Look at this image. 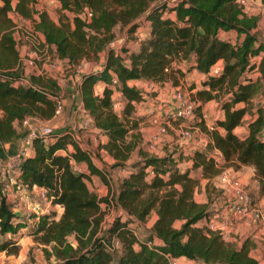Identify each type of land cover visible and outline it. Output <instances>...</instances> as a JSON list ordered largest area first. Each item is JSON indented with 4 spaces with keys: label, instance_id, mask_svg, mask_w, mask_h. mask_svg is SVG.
<instances>
[{
    "label": "trees",
    "instance_id": "1",
    "mask_svg": "<svg viewBox=\"0 0 264 264\" xmlns=\"http://www.w3.org/2000/svg\"><path fill=\"white\" fill-rule=\"evenodd\" d=\"M56 2L59 17L54 21L46 11L35 9L34 0H0V142L16 137L14 122L54 116L59 92L55 78L30 76L28 85L20 83L22 68L9 15L26 20L36 15L34 30L68 67L106 53L100 73L81 77L82 109L107 137L103 148L115 161L112 167L127 173L112 198L119 214L104 227L99 205L109 201L90 191L87 181L92 176L106 181L89 152L67 131L32 137L33 154L20 163L18 180L21 187L43 188L52 204L62 207L57 220L52 210L39 215L32 231L40 244L50 248L55 264H111L113 240L120 249L117 264H169L177 258L202 264H264V257L260 263L251 256L255 245L249 238L225 241L219 232L200 226L210 219L211 202L194 200L200 179L216 180L224 169L245 165L253 167L264 194V142L259 139L264 134V110L252 105L261 85L264 87V43L253 33L257 18L245 17L237 0H180L171 6L159 0ZM84 8L92 14L88 22L80 17ZM167 12L173 16H166ZM144 23L149 36L125 59L109 47L115 40V28L133 35ZM230 32L235 33L234 41L227 37ZM182 62L189 74L202 78L201 88L191 94L197 119L203 104L216 101L219 105L213 129H202L209 136L208 142L203 149L193 151L191 166L183 170L173 154L158 157L138 148L137 133L125 139L136 128L135 122L128 121L135 104L145 98L141 89L128 83L172 82L178 86L187 72L172 64ZM215 64L222 69L216 77L209 75ZM98 84H103L100 94L95 93ZM114 92L123 99L120 116L112 110ZM246 115L249 118L244 122ZM240 125L246 126L245 135L234 133ZM135 151L139 161L128 165ZM218 155L220 163L215 161ZM81 163L86 171H74L73 164ZM197 170L200 178L191 176ZM148 171L152 172L150 177ZM152 212L157 218L149 237L139 241L129 226L144 221ZM176 222L181 223L178 229ZM24 227L0 181V235H11L0 244V252L14 249V235ZM68 236H74L75 247L66 244ZM44 253L49 257L46 249Z\"/></svg>",
    "mask_w": 264,
    "mask_h": 264
},
{
    "label": "rangeland",
    "instance_id": "2",
    "mask_svg": "<svg viewBox=\"0 0 264 264\" xmlns=\"http://www.w3.org/2000/svg\"><path fill=\"white\" fill-rule=\"evenodd\" d=\"M159 1L167 3L168 6H171L176 1H180V0H159ZM37 8H38V11H48L47 14L51 20L56 21L59 17V12H58L57 8H52V5H50V3H41L40 2L38 4ZM242 10L244 12L245 17L257 18L256 28L253 30V33L257 36L259 42L264 43V3H262L261 0H247V2H245V8H242ZM165 15L169 16L170 14L167 12ZM35 17L37 18V16H35ZM13 25H14L13 29H12L13 37H14V40L16 43V49L19 53V62H20L21 68H22V75L32 76V73H33L32 68L33 67L40 69L43 64L47 66L48 61L53 60V56H52L53 50L48 49L46 52L41 51V46H37L36 45L37 43L33 39L30 40L31 37L29 36V34H30L29 30H33L32 32L34 34L35 33L38 34V32H36L34 30L35 25H34L33 21L26 20L23 22V21H18L16 19H14ZM114 34H115V40L113 41V43H111L109 45V47L115 53H117L120 57L125 59L126 56H128V53L139 48V45H140V43L138 42V37H139L138 35L139 34L137 36L134 34L126 36L125 32L120 31L119 28H115ZM227 37L231 41H234V39H235L234 35L233 36H227ZM43 39H44V37H43ZM35 40L39 41L36 38H35ZM34 50H35V56H34V54H31V52ZM105 59H106V53L104 52V53L100 54L98 59H92L91 58L88 60H82L77 66H72V67L62 66L59 68L57 73L53 74L52 77L55 78L56 82L58 81V83L61 85L62 88L67 87L68 82H71V84H73V87H74V86L78 85L76 83V76L79 75L80 73H100L102 68H103L102 65L104 64ZM29 61H31V63H32L31 66L28 64ZM174 64L177 65V63L172 64V66L174 68H176ZM182 69H183V71L187 72L186 71V69H187L186 64L184 67L182 66ZM44 71L47 72V69ZM201 82H202L201 77H197V75L195 73L189 74L187 72L186 78L184 80L179 79L178 80V86H175V87L180 88V90L182 92L189 94V96L191 97V94L196 91L195 88L190 91L191 85H193L194 87L196 85L198 88H201V85H200ZM138 89H141V91L143 92V89L148 90V86L140 85V88H138ZM174 90H173V88L172 89L169 88L167 95H170V96L174 95V92H173ZM156 93L157 92H155V94ZM143 94L145 95V97H149V95L154 94V92L144 91ZM114 102L118 104V101L116 99L114 100ZM149 102H150V99H149ZM157 102L160 104V106L158 108V109H161L160 112H162L165 109V111L162 114H160L161 116H156V111L151 112L152 110H150V109L148 110V104L144 105L145 101H143V102H139V103L135 104V108L137 109L138 112L140 111V114L138 116L132 115L128 120L129 122H135L136 124L139 123L140 126L138 127V130H136V131H132V130H131L132 132L129 131L131 134L128 133V135L126 136L125 139L128 141V140H130L129 138L132 134L137 133L138 134V136H137L138 146L144 150H146V147L148 146L147 131L145 130L146 125L144 123L147 124L149 119H160L159 117H163L164 120L169 119V115L171 113L170 109H169L170 105L167 104V102H160V101H157ZM252 105L255 107H260L264 110V87L262 85H261L258 93L256 94V96L253 98ZM218 106L219 105L216 101H211V102H208V103L202 105L203 113L206 114V125H208V127L205 126V123H200V122L188 123V122H181L180 121V124L184 123V126L182 128L186 129L187 131H189V133L192 134L191 139L193 137L197 138L194 136V133H193L194 128L198 127V129H200V132H203V133H205V131L202 130L203 128H205L206 130H208V132H210V129H209L210 125L215 122V119L219 115ZM121 107H122V104L121 105L118 104L117 110L114 111V113H116L118 116H120ZM143 110H145V111H143ZM64 112H65V109H64ZM30 118L33 119L35 117H30ZM248 118H249V115H246L244 117L243 121L245 122ZM62 119H65V117ZM41 121H42L41 119H39L38 122H36L35 120H31L29 125L31 126L32 129H40V128L42 129V127H44V126H43ZM67 122H64V123H66V126H62L60 128H63L62 131H64V132L67 131L70 133V131L67 130V128L71 127V125ZM56 123H58V121ZM53 125L57 126V124L51 123V124H48V126H46V127H49L53 130L54 129ZM58 125H60V124H58ZM241 126H243V125H240L239 127H241ZM139 129H141V131H139ZM53 131H55V130H53ZM240 131L241 130L238 129V134L243 135ZM166 133L170 134L171 132H169V130L168 131L166 130ZM177 136H178V138L182 139V136L180 134H178ZM70 138L72 139L71 135H70ZM72 140H74V142L76 141L74 138ZM86 144H88L87 146L90 147V143H88V141H86ZM96 145L97 146H94L92 148L88 147L90 149L89 157H90V160L91 159L94 160V162L98 165L97 167H99V169H101L103 171L106 182L101 181L99 177L95 176L99 179L97 182L98 184L96 185L95 189L92 188V185L89 183L90 181H87V185H88V187H90L92 190L95 191L94 193L97 195L98 198H106L107 197V200L109 201L108 203L102 202L99 205L102 217L104 219L102 225L104 227H106L119 214L118 209L113 204L112 198L115 196L116 186L118 185L119 181L122 178L121 177L122 170L123 171H125V170L122 168H118V167L114 168V167H112L113 163L110 164V163H108L107 160H103V158L106 154L104 155V153H100L101 148H100L98 143ZM68 149L71 150L70 145H69ZM134 153H136V152H134ZM136 155H137V153H136ZM183 158H185V157H183ZM138 161H139V156L137 155L130 160V163L128 165L135 164ZM179 163H181L180 164L181 166L184 165V162L181 161V159L178 161V164ZM241 167H243V166H241ZM241 167L238 169H234L233 167L232 168L229 167V168H226L224 170H231V171L235 172V175L240 178L242 184L244 185V187L246 188L247 191H248L247 188H254L251 186H256L255 187L256 189L254 188L253 190L248 191V193H249L250 198L254 202H257V203L261 202L259 205H260L261 209L264 211V194L261 193L260 186H259L257 179L255 178L254 171L252 172V170H251V169H253V167L249 166V165H245L244 166L245 169H241ZM183 169H185V168L181 167V170H183ZM198 171H200V170H198ZM191 176L200 178L198 172H196V171H192ZM243 176L245 177V179H247L249 181V184L245 185L243 183V181H244ZM14 178H15V176H14ZM14 186H17V184H14ZM99 186L102 187L103 192L101 191V188H99ZM104 186H106L107 188ZM229 196H230L229 191H226L224 187H222L220 184H218L216 182V180L207 181L206 179H200V186L194 194V200L196 202H202V201L205 202L209 199V201L211 202V205H210L211 206L210 207L211 213L219 215V213L222 212V210H226V205H227V201L229 199ZM51 209L49 211H51ZM49 211H48V213H49ZM55 215H56V210H54V219L57 220L59 218V216L56 219ZM148 219H149V217L147 219H145L144 221H139V222L133 223L129 226L133 230L135 237L139 241H145L149 237V233L151 231L152 226L149 227ZM242 220H244V219H242ZM37 221H38V219H37ZM229 221H230V219H229ZM25 223H27V221H25ZM207 223H208L207 221H202L200 223V226L205 227L206 225H208ZM180 224H181L180 222H176L174 224V227L176 229H178L180 227ZM249 225H251L250 230L248 232H245V233H242L239 235L238 233L233 234L232 231L229 230V228H230L229 225H223V224L220 225V223L218 224L219 227H223V229H224L223 231L226 234V236H224V237H226L225 241L235 242L236 239L238 241V239L249 238L255 245L254 248L251 250V256L253 258H255L256 260H258L260 263H262L263 257H264V221H260V222L259 221H257V222L249 221ZM34 228H35V224L33 226H31V224H26V229L22 233L23 234H27L28 232L32 233ZM226 231H228V232H226ZM16 237H17V234L14 236V238L17 239ZM7 239H8V237H6L4 235H0V244L3 243ZM66 244H68L70 246L71 245L76 246L77 244H76V240H75L74 236H68L66 238ZM44 249H46V251H48L49 257H47V255L44 253ZM0 253H2V255L0 257H1V260L4 261L3 262L4 264H37V263H39V264H55L56 263V259L52 255V251L50 250V248L48 246L45 247L42 244H40L37 241L35 236L29 237V238H24L23 241L20 243H19V239H17L15 247L13 250H10L9 252L1 251ZM111 253H112L113 258H114L113 263H111V264H116L117 258L120 255V249L117 251L116 250L112 251ZM37 261H39V262H37ZM176 264H181V263L176 262ZM190 264H202V263L192 261V262H190Z\"/></svg>",
    "mask_w": 264,
    "mask_h": 264
},
{
    "label": "crops",
    "instance_id": "3",
    "mask_svg": "<svg viewBox=\"0 0 264 264\" xmlns=\"http://www.w3.org/2000/svg\"><path fill=\"white\" fill-rule=\"evenodd\" d=\"M50 5H52V8H58V3L55 1L53 3H50ZM48 12V11H46ZM169 16H173V14H170ZM139 34V35H138ZM127 36V34H125ZM134 35H138L139 38L141 40H144L145 38H147L149 36V28L147 26V24H143V26L139 27ZM235 36V33L230 32L228 33L227 36ZM139 42V41H138ZM140 43V42H139ZM138 49V48H137ZM136 49V50H137ZM52 50L55 54V50L52 47ZM134 50V51H136ZM117 54V53H116ZM175 65V64H174ZM182 66H185V63H177V65H175L176 68L182 69ZM183 70V69H182ZM194 72H192L193 74ZM83 74H87V73H80L79 75L76 76V83L78 85L73 87V84H71V82H68V86L65 88H62L61 85L58 83L59 85V92H58V98L60 103L62 104V111L59 115L57 116H53L52 118L45 120V119H41L42 124L44 127L48 126V124L51 123H55L56 125H53L55 130L54 132H61L63 130V128H60L62 126H66L67 122L71 125V127H68L67 130L70 131V135L72 136V139L74 138L76 141V144L84 150H87L88 152H90L89 148H92L94 146H97L96 144L98 143L100 146V153H104V158L103 160H107L108 163L112 164L114 163V159L108 155V153L104 150L103 145L106 143L107 141V137L104 136L102 133L99 132V130H97L92 123V120L90 119V117L88 116V114L86 112H84V110L82 109V103H81V94H80V82H81V77ZM200 77V76H197ZM102 85V86H101ZM128 85H133L137 88H140V85H145L148 86V90L143 89V92H154V94H150L149 97H145L144 101L145 104H148V110H152L151 112H155L156 111V116H161L160 114H162L165 109L161 111V109H158L160 104L157 101L160 102H167V104L170 105L169 109L170 112L173 109V95H167L168 89L169 88H173L176 89L177 87L173 86L171 82H166L162 85L160 84H156V83H152L149 81H133V82H129ZM103 89V84H98L95 87V93L96 94H100L101 91ZM195 89L198 90L199 88L195 85ZM151 90V91H150ZM155 92H157L155 94ZM174 92V91H173ZM118 101V104H122V97L119 93H113L112 94V100L114 102V100ZM150 99V102H149ZM143 102V101H142ZM263 103V102H262ZM143 104V103H142ZM161 108V107H160ZM65 109V112H64ZM145 111V110H143ZM201 111L203 112V108H201ZM64 112V113H63ZM140 114V111L138 112L137 109L135 108L133 115L134 116H138ZM65 119H62L64 118ZM160 119H157V123L155 124L153 121V119H149L147 124L144 123L146 125L145 130L147 131V140H148V146L146 147V150L142 149L143 151H146L148 153V155H155L158 157H162V156H166L168 154H173V156L175 157L176 160H180L184 162V165H180L181 163L178 164V167H183V168H189L191 166V160H190V156L193 153L194 150L196 149H203L205 144L208 142L209 140V136L206 133L200 132V129L194 128V136L197 138H192L191 140H186V139H181L178 138V134H180L181 129H182V125L180 124V121H176V120H172L169 122H165V120L163 119V117H159ZM31 120H35L36 122L39 121V118H29V123ZM62 120V121H61ZM58 121V123H56ZM26 126L24 125L22 122L18 123V122H14L13 126L16 129V137L7 143H1L0 142V172L2 169L8 167V166H12V169L9 170V176H15L16 179H18V167L20 165V163L22 162V160L25 157H29L33 154L32 152V147L31 144L29 142V132L32 130L31 126L29 125ZM161 123H166V129L167 131L169 130V132H171L170 134L168 133H164V134H160L158 132V128L159 125H161ZM60 124V125H58ZM164 125V124H163ZM140 126L139 123L136 124V128L132 131H136L138 130V127ZM59 127V128H58ZM238 129L241 130L240 132L245 135L247 133V129L246 126L243 125L241 127H236L234 129V133L238 134ZM130 130V132H132ZM139 131H141V129H139ZM129 132V133H130ZM131 134V133H130ZM129 134V135H130ZM130 139V138H129ZM86 141H88V143H90V147L87 146L88 144H86ZM184 146H183V145ZM67 147H69V145H67ZM89 147V148H88ZM138 148H140L138 146ZM141 149V148H140ZM70 150V149H68ZM137 153V151H135ZM136 153H133L132 156L130 157V159L127 161V164L130 163V160L132 158H134L136 155ZM185 157V158H183ZM92 163L95 166H98L94 160H92ZM78 167L81 171H86V165L84 163L78 164ZM241 169H245V167H241ZM252 172L254 171L253 169H251ZM198 172L199 176H200V171H196ZM126 171L122 170V175L121 177L126 175ZM192 174V172H191ZM253 175V174H252ZM198 176V175H197ZM254 176V175H253ZM98 178L95 176H92L90 178V184L92 185V188L95 189L96 185L98 184ZM243 183L249 184V181L247 179H245V177L243 176ZM1 182L5 184V181H2L0 179ZM101 184V183H100ZM118 186V185H117ZM117 186H116V191H117ZM106 187V186H104ZM251 187H256V186H251ZM89 190H91L92 192H95L94 190H92L90 187H88ZM99 188H101L102 191V187L99 186ZM107 188V187H106ZM254 188H247L248 191L253 190ZM256 189V188H255ZM103 192V191H102ZM5 196L7 197L9 203L12 204V206L14 208H12V211L17 215V217H19L20 221L24 222L27 221V223L25 224H31V226H33L37 219L35 217H33V215L29 212L28 210V206L30 203L32 202H40L34 195H33V191L30 188H26L24 187H17V186H9L6 185L5 186ZM204 202V201H202ZM261 202H258V204H260ZM211 207V206H210ZM52 211L56 210V219L58 218L59 214L62 211V208L59 205H52L51 207ZM213 218H217V222L223 225H229L230 228L229 230L232 231V233L236 234L238 233L239 235L245 232H248L250 230L251 225H249V220L247 219H238L233 217L230 213H228L226 210H222V212L219 213V215L217 214H211L210 219ZM219 217V218H218ZM157 216L155 214V212H152L149 216V227L152 226V224L155 222ZM230 219V221H229ZM232 221V222H231ZM26 229V227L24 228H20L17 231V239H19V243L23 241L24 238H29V237H34V235L30 232H28L27 234H23L22 232ZM15 234V235H16ZM14 235V236H15ZM4 236L10 238L11 235L10 234H5ZM226 237H224L225 240ZM15 239V238H14ZM17 239H15L17 241ZM50 252V251H49ZM2 255V253H0V256ZM176 262L181 263V264H190V262L192 261H188L185 258H177L174 259ZM4 261L1 260L0 257V264H4ZM39 262V261H37ZM113 263V262H112ZM39 264V263H37ZM117 264V262H116Z\"/></svg>",
    "mask_w": 264,
    "mask_h": 264
},
{
    "label": "built area",
    "instance_id": "4",
    "mask_svg": "<svg viewBox=\"0 0 264 264\" xmlns=\"http://www.w3.org/2000/svg\"><path fill=\"white\" fill-rule=\"evenodd\" d=\"M56 0H34L35 4L34 7L36 10H38L37 6L38 4L41 3H53ZM245 2H247V0H237V3L242 7L245 8ZM36 15H33L32 19L29 21H33V23L36 22L37 18L35 17ZM92 14L91 11L88 10L87 8H84L82 13L80 14V17L82 18V20L88 22L91 18ZM9 17L12 19L13 23H14V19L18 20V21H26V19L20 18L18 16H16L15 14H10ZM33 30H29V36L31 37L30 40H34L37 44V46H41V51L46 52L48 49H52V46L48 45L45 43L43 37L41 34H34L32 32ZM38 39L39 41L35 40ZM138 41L141 42L142 40L138 37ZM35 47V46H34ZM31 54H34L35 56V50L31 52ZM53 60L52 61H48V65H42L40 69H37L35 67H33V73L32 76H36V77H42V78H53V74L57 73V71L59 70L60 67L64 66V67H68L65 62L63 60H60L56 54H54L53 52ZM31 66V61H29L28 63ZM47 69V72L44 71ZM221 66L218 64H215L210 72L209 75L210 76H218L221 73ZM45 76V77H44ZM30 76H26L23 75V78L21 80V84L22 85H28L29 84V79ZM173 109L169 115V119L172 121L176 120V121H181V122H188V123H192L195 122L196 120L198 121H205L206 122V114L205 113H201V116L199 117V119H197V115L195 114L194 108H195V103L194 101L191 99V97L189 96V94L182 92L180 90V88H176L174 90V95H173ZM118 108V104L113 102L112 103V110L116 111ZM62 111V104L59 101V98L56 100V107H55V111H54V116H57L61 113ZM166 119L165 122H169L170 120ZM157 119H153L152 122H154L155 124L157 123ZM22 123L24 125H28L29 123V118H26L22 121ZM166 123H161V125H159L158 128V132L160 134H164L166 133ZM164 124V125H163ZM206 125V124H205ZM184 126V123L182 125V127ZM208 127V125H206ZM210 131L213 129L212 126L210 125L209 127ZM54 131L49 128V127H42V129H32L29 132V142L31 143V139L34 136H46V135H50L51 133H53ZM69 133V132H68ZM70 134V133H69ZM180 135L182 136L183 139L189 140L191 139V133H189V131H187L186 129L182 128ZM259 139L264 142V134H261V136L259 137ZM215 161L217 163H220V155H218L215 158ZM12 169V166H8L4 169L1 170L0 172V179L2 181H5L6 185L9 186H14V184H17V187H21L19 180L15 179L12 176H9V170ZM73 170L76 172H79L80 169L78 167L77 164H73ZM152 175V172L148 171V177H150ZM216 182L218 184H220L222 187L225 188L226 191H229V199L227 201V205H226V211L228 213H230L233 217L238 218V219H247L249 221H253V222H257V221H264V211L261 209L260 205L257 202H254L250 196L248 191L246 190V188L244 187V185L242 184L241 180L239 177H237L235 175V172L231 171V170H224L221 172V174L217 177ZM4 185V192H5V186ZM32 191L34 192L33 195L40 201V202H32L29 204L28 206V210L29 212L33 215V217H35L36 219H38L39 215H41L42 213H48V211L51 209L52 207V202L50 200V198H48L46 191L43 188L40 187H36L33 186ZM12 208H14L12 206ZM208 225H206V227L211 230V231H217L221 234V236L224 238V236H226L225 232L223 231V227H219L218 226V222H217V218H213L209 219L207 221ZM228 232V231H226ZM72 247H75L73 245H71ZM119 245L117 243V241L113 240L109 250L113 251V250H118ZM169 264H176L175 260H170Z\"/></svg>",
    "mask_w": 264,
    "mask_h": 264
}]
</instances>
